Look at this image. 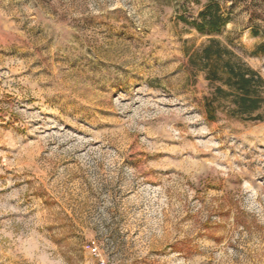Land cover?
<instances>
[{"label":"rangeland","instance_id":"obj_1","mask_svg":"<svg viewBox=\"0 0 264 264\" xmlns=\"http://www.w3.org/2000/svg\"><path fill=\"white\" fill-rule=\"evenodd\" d=\"M210 39L264 79V0H0V264H264V104L215 98Z\"/></svg>","mask_w":264,"mask_h":264},{"label":"trees","instance_id":"obj_2","mask_svg":"<svg viewBox=\"0 0 264 264\" xmlns=\"http://www.w3.org/2000/svg\"><path fill=\"white\" fill-rule=\"evenodd\" d=\"M220 11L217 3L209 2L192 21L181 19L200 33H217L229 21L228 15ZM185 55L189 64L214 86L215 98L228 100L232 106L229 114L250 120L259 118L256 112L264 104V79L258 71L216 39H210L198 49L185 48ZM207 116L208 120L215 118L210 104Z\"/></svg>","mask_w":264,"mask_h":264},{"label":"clouds","instance_id":"obj_3","mask_svg":"<svg viewBox=\"0 0 264 264\" xmlns=\"http://www.w3.org/2000/svg\"><path fill=\"white\" fill-rule=\"evenodd\" d=\"M26 241H29V243L23 245L24 251L34 259L35 264H62V260L40 251L39 239L35 233L31 234Z\"/></svg>","mask_w":264,"mask_h":264},{"label":"built area","instance_id":"obj_4","mask_svg":"<svg viewBox=\"0 0 264 264\" xmlns=\"http://www.w3.org/2000/svg\"><path fill=\"white\" fill-rule=\"evenodd\" d=\"M89 251L94 257H96L97 264H107V261L103 258L102 254L100 253L96 245H90Z\"/></svg>","mask_w":264,"mask_h":264}]
</instances>
